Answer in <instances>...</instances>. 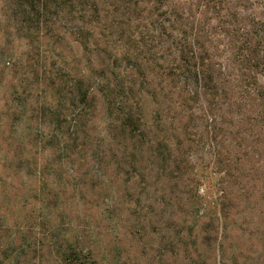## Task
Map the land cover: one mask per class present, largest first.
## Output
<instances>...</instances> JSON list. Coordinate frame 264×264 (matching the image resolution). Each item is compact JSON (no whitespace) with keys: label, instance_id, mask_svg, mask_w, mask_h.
Listing matches in <instances>:
<instances>
[{"label":"rangeland","instance_id":"1","mask_svg":"<svg viewBox=\"0 0 264 264\" xmlns=\"http://www.w3.org/2000/svg\"><path fill=\"white\" fill-rule=\"evenodd\" d=\"M2 5L0 264H264V0H103L33 47Z\"/></svg>","mask_w":264,"mask_h":264},{"label":"trees","instance_id":"2","mask_svg":"<svg viewBox=\"0 0 264 264\" xmlns=\"http://www.w3.org/2000/svg\"><path fill=\"white\" fill-rule=\"evenodd\" d=\"M2 2V10L6 15L8 25H11L16 34H20L22 38L25 39L29 47H33L36 42H39L43 38V36H46V33L55 31L54 27L58 23V20L73 22L76 19L86 20V18H88L89 22H93L100 16L101 7L103 5V0H2ZM260 39L262 40L263 37L261 36ZM2 55L5 57V54ZM6 58H10V56L6 55L4 58V67L9 68V66H12L13 68L15 64L11 63V61H6ZM24 82L26 81L24 80ZM19 86L20 89H22L23 85L21 86V84L15 85L12 82L8 84L5 95L6 100H17L21 106H25L27 100L26 98L24 99V97H26L25 94L28 92V87H24L23 92L20 93L18 89ZM116 88L118 89V92L116 94L117 96H114V99H117L118 102H121L124 105V108H122L123 119L125 121L132 122L141 121L142 116L139 115L138 105L134 108L133 105H127V101H123L124 98H128L126 94L128 95L129 93H133L135 91V86L133 84L126 86L121 83L119 85L116 84L115 89ZM29 91L30 92L28 93L32 92L31 90ZM98 94L99 92L97 88H92V90H90V100L96 102ZM86 96V94L83 95V97ZM105 97L108 98L107 96ZM256 97L261 102H264V89H260V91L256 93ZM21 111L16 109L13 113L20 114L22 113ZM259 114L264 117V107L263 112H259ZM136 115L140 116L138 121L135 120ZM53 124L54 123L52 122L50 123V125ZM47 136L49 137V135ZM50 139L56 140V135L51 136ZM41 148L43 150L45 149L43 146ZM44 170L45 169L43 167V169L39 171L41 176L44 175ZM30 172L32 173V168L30 169ZM22 245L23 243L20 242L18 246L16 244L17 247H14V251H16L17 254L14 264H20L21 254H19L18 249H20ZM52 245L54 247H59H56L58 259L65 263L77 264L76 261H78V258L77 260H73L69 250H62L63 245L60 240H54Z\"/></svg>","mask_w":264,"mask_h":264}]
</instances>
